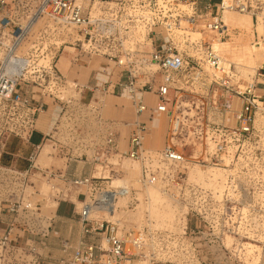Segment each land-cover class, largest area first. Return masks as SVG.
Here are the masks:
<instances>
[{
    "label": "built area",
    "instance_id": "2783aa9c",
    "mask_svg": "<svg viewBox=\"0 0 264 264\" xmlns=\"http://www.w3.org/2000/svg\"><path fill=\"white\" fill-rule=\"evenodd\" d=\"M252 9L240 0L207 3L202 9L199 0H0V264H193L192 234L200 232L198 226L188 228L187 217L216 231L222 206L207 205L200 188L182 189L180 173L166 169L228 161L255 170L264 160V143L255 140L256 118L264 117V94L258 93L264 89V74L242 83L209 41L187 43L174 30L183 21L200 27L199 35L206 31L221 42L228 38L222 13ZM68 27L79 36L74 63L90 56L106 61L94 87L109 93L112 71L117 70L118 95L126 94L136 117L147 114L127 125L126 151L120 149V124L102 119L91 103L78 107L75 118L68 114L74 102L59 98L66 78L56 63L63 50L49 39ZM74 86L80 94L81 87ZM115 87L110 94L115 95ZM148 94L156 98L152 110L145 104ZM47 101L55 116L34 144ZM160 115L166 117L167 129L163 147L153 157L144 150L143 139L146 123ZM90 119L95 125H89ZM59 130L61 139H54ZM44 141L62 164L38 163ZM111 156L142 162V190L158 186L161 195L185 211L172 228L155 227L149 219L130 225L114 216L105 218L119 199L127 200L129 212L137 202L130 187L112 186ZM93 165L101 169L97 176L81 173ZM104 169H109L107 176ZM37 179L70 188L51 185L55 206L42 207L44 199L32 200L41 193L34 188ZM72 188L77 189L78 208L68 202L78 218L76 238L63 237L54 220L58 202L71 197ZM254 194L264 195V188ZM246 208L264 210V202Z\"/></svg>",
    "mask_w": 264,
    "mask_h": 264
},
{
    "label": "rangeland",
    "instance_id": "374dc122",
    "mask_svg": "<svg viewBox=\"0 0 264 264\" xmlns=\"http://www.w3.org/2000/svg\"><path fill=\"white\" fill-rule=\"evenodd\" d=\"M213 1L217 3L220 0ZM225 1L230 3L236 0ZM240 2L242 4H250L253 8L252 12L249 10L247 12H238L237 10L224 11L222 20L228 28V38L221 42L212 40L211 34L206 31H201L199 35L198 29L200 27L192 28L183 21H180L178 26L182 30H178L177 27L174 32L176 31V35L184 34V39L188 40L187 43L199 39L209 41L213 49L219 54L222 64L226 68L229 67L235 74V79L240 80L242 83H250L254 77L257 79V74H264V0H240ZM179 9H182V7H179ZM77 40H79V36L72 28L69 32L63 28L58 35H54L49 39L51 44L55 41L62 42L60 48L67 55H73L76 52L74 48L78 45ZM145 54L148 55L149 52H145ZM83 62L75 67H69V60H66L63 67L60 63L57 65L61 74L66 78L64 90L59 95V98L63 101L74 102L73 105L70 104L68 114L74 115L75 118H77L75 113L78 107L91 103L90 106L99 112L102 119H108L105 98L108 95H112L110 94L112 87L109 89V93L102 94L99 90L100 88L94 87L97 82L93 81L88 85L89 88L79 94V90L71 85V83H76L78 86L85 85L89 79L88 71L94 70L95 72L93 73L97 75L101 65H104L106 61L101 57L90 56L89 58H84ZM244 70L249 73L248 77L242 76ZM92 77H94V74ZM99 80L104 81L105 78H100ZM119 90L118 88L115 91V95H118ZM149 96L154 97L152 94ZM130 107L132 119L129 120L127 125L132 124L136 120L134 108L131 104ZM55 111H52V117L55 116ZM163 117L167 121L166 117ZM64 118L65 116L62 121H64ZM89 123L91 126L95 125V120L90 119ZM150 125L151 121L150 123L148 122V128L144 135L143 148L154 157L163 147L161 140L164 141L167 126L165 122L154 133L151 131ZM79 126H81V129L82 127L84 129L88 128L87 123L85 125L79 123ZM118 127L121 131V137L127 140L130 127L123 125H118ZM255 129L256 142L264 143V117L256 118ZM58 132V136L55 135L56 138L54 139L60 140L62 137L61 131L59 130ZM43 146H45L43 150L44 156L42 160H38L40 165L58 166L63 163L64 160L53 155L49 142L44 141ZM121 150L126 151V147L124 146ZM185 153L189 157L192 155L190 149L185 151ZM109 162L112 164L111 169L109 168L113 176L111 177L112 186L124 185L130 187L136 193L137 202L136 209L129 212L125 209L127 200H119L115 206L118 209H115L113 215L106 216V219L114 216L113 219H122L130 225H140L143 224L145 219H149L154 222L155 227L167 226L172 228L175 219L184 215V210H179L171 200L166 199L159 193L158 186H150L142 190L139 183L143 167L142 162L129 160L127 157L119 159L118 156H111ZM256 166L255 170L250 171V169L245 170L234 166L228 161H222L218 165H200L191 162L186 168L174 169L169 167L166 169L170 173L171 171L172 173L174 171L180 173V176L184 179L182 189L200 188L206 192L205 202L207 205L220 202L222 206V222L216 231L208 226H201L190 216L187 217L188 228L193 229L198 226V232H200L192 234L195 239L190 245V250L194 249L196 255L193 264H264V210H249L246 208L248 204L264 202V195L254 194V190L257 191L264 188V160ZM88 168H91L90 173L92 175L97 176L101 172L98 165ZM109 169H104V176L108 175ZM58 184H60V188H70V186H64L58 181L52 182L51 185L57 187ZM51 185L42 179L35 180L34 188L40 190L41 193L32 195L33 203L44 199L43 201L48 200V206L53 205L54 207L55 202H53L52 198L55 197L54 193L56 192L51 189ZM76 191L77 189L72 188L71 197H61L62 200L58 202L57 208L59 207V209L56 211L54 220L56 228L60 230L63 237L70 235L71 238H76L79 231L78 218L73 212V205L68 202V199H70L78 208L74 197ZM233 206H236V209L232 210ZM214 236H218V240H215Z\"/></svg>",
    "mask_w": 264,
    "mask_h": 264
},
{
    "label": "crops",
    "instance_id": "0c3cea01",
    "mask_svg": "<svg viewBox=\"0 0 264 264\" xmlns=\"http://www.w3.org/2000/svg\"><path fill=\"white\" fill-rule=\"evenodd\" d=\"M207 3H211L213 5L218 4L214 3L213 0H199V8L202 9V7L207 4ZM71 49V48H70ZM66 60H69L70 66L69 67H75V66H79L78 64L74 63L73 61V55H67L64 52H62V55L59 56L56 66L60 63V65L63 67L65 65ZM84 63V62H82ZM101 67H104V65H101ZM84 68V67H83ZM87 68V67H86ZM58 69V67H57ZM59 70V69H58ZM60 71V70H59ZM95 72L94 70H90L88 71V80L86 82L85 85H79L78 87H81V91L86 90L87 88H89V84L93 82L96 74L93 73ZM112 72V76L111 78V82H110V86L109 89L111 87H115L117 84V78L118 75H116L117 70H113ZM94 74V77L91 78V76ZM100 78H105V77H101V75H98V79ZM76 83H71V85L74 87ZM116 88V87H115ZM73 90V89H72ZM117 90V88H116ZM258 93L260 94H264V89L260 88ZM106 106H107V110H106V115L108 117V120L113 121V122H118L120 125H126L129 123V120L132 119V114H131V110H130V102L127 99L126 95L123 94V96H118V95H108L106 98ZM48 105L47 108H45V111L39 115L37 123H36V133L35 135H33L32 137V143H37L40 140L41 137V133L44 132L48 125L49 122L51 121V119H53L54 117H52V111L55 110L53 105L47 101ZM145 104L148 106L149 109H154L156 106V98L155 97H150L149 94L146 95L145 97ZM54 116V114H53ZM135 118H140V119H146L147 118V114H143L141 117H136ZM165 118L163 116H157L156 118H153V120L151 121V131L155 133V131L157 129H160L164 124H165ZM150 123V122H149ZM146 128H148V123H146ZM147 131V130H146ZM121 132V131H120ZM126 132V130H125ZM146 133V132H145ZM126 134V133H125ZM165 137V136H164ZM120 140V148H124V146L126 147V150L128 148V144H127V140L123 139L122 137L119 139ZM126 143V145H125ZM164 143L163 140H161V144ZM45 146H43L41 153L39 154L38 160H42L44 154H43V150H44ZM125 159V158H123ZM90 172V169L85 167L83 169V171L81 172L82 174H87ZM80 174V171L77 173ZM58 211V209H57Z\"/></svg>",
    "mask_w": 264,
    "mask_h": 264
},
{
    "label": "bare ground",
    "instance_id": "6f19581e",
    "mask_svg": "<svg viewBox=\"0 0 264 264\" xmlns=\"http://www.w3.org/2000/svg\"><path fill=\"white\" fill-rule=\"evenodd\" d=\"M224 2L225 3H227L225 0H224ZM69 28V27H68ZM68 28H66V31L67 32H69V31H71V28L70 29H68ZM68 29V30H67ZM60 43V44H59ZM55 45H57V46H61L62 45V42H58V41H55ZM244 72V74L242 75L243 77H248L249 76V73H247L245 70L243 71ZM72 87V86H71ZM125 94V93H124ZM126 95V94H125ZM130 160V159H129ZM119 200H121V199H119ZM118 200V201H119ZM43 204H42V207H47L48 206V200L47 201H43L42 202ZM115 206H116V204H115ZM115 206H114V212H115ZM111 215H113V213L110 211L109 212V215L108 216H111Z\"/></svg>",
    "mask_w": 264,
    "mask_h": 264
}]
</instances>
